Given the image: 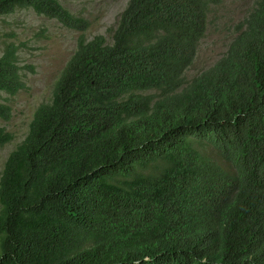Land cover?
I'll use <instances>...</instances> for the list:
<instances>
[{"label": "trees", "instance_id": "16d2710c", "mask_svg": "<svg viewBox=\"0 0 264 264\" xmlns=\"http://www.w3.org/2000/svg\"><path fill=\"white\" fill-rule=\"evenodd\" d=\"M219 1L129 0L108 41L60 0H0V18L80 32L4 163L0 264H264V0L186 78ZM20 44L0 56L11 95L32 69Z\"/></svg>", "mask_w": 264, "mask_h": 264}, {"label": "rangeland", "instance_id": "374dc122", "mask_svg": "<svg viewBox=\"0 0 264 264\" xmlns=\"http://www.w3.org/2000/svg\"><path fill=\"white\" fill-rule=\"evenodd\" d=\"M129 0H60L73 14L86 18L88 39L103 35L111 41L118 18ZM255 0H220L209 15L208 31L199 45L186 78L206 70L228 50ZM80 32L63 27L54 19L37 15L31 9L17 10L0 18V56L7 44L21 46L18 51L25 89L15 95L0 91V105L9 106L10 118L0 117V128L13 139L0 146V177L4 163L26 137L37 107L52 99L53 87L76 50ZM1 208V206H0Z\"/></svg>", "mask_w": 264, "mask_h": 264}]
</instances>
